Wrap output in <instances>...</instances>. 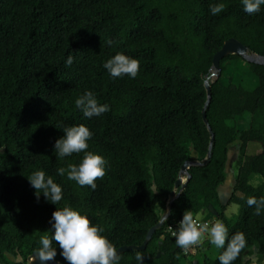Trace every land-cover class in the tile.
<instances>
[{"label":"trees","instance_id":"obj_1","mask_svg":"<svg viewBox=\"0 0 264 264\" xmlns=\"http://www.w3.org/2000/svg\"><path fill=\"white\" fill-rule=\"evenodd\" d=\"M215 3L226 7L213 16L209 5ZM229 36L264 55V5L247 14L241 0H0L1 264H25L26 256L41 247L40 237L51 238L52 213L66 205L102 227L115 247L141 243L165 205L180 164L205 156L203 79L212 53ZM116 53L139 60L136 78H113L103 67ZM69 55L74 62L66 66ZM208 82L204 112L213 134L208 159L186 168L189 177L160 227L143 249L119 253L118 264H137V251L144 254V264H183L166 225L182 220L187 210L211 216L209 206L229 239L236 233L246 237L247 247L233 264H243L249 246L264 253V210L255 215V206L247 204L249 197H264V63L228 53ZM86 91L110 111L85 117L75 100ZM243 115L247 124L238 127L235 119ZM81 124L93 133L88 151L107 162L94 190L57 174L84 155L58 158L54 152L62 129ZM234 141L237 154L226 202L238 207L231 218L216 186L224 179L226 151ZM248 142H257L258 150L248 152ZM40 170L62 188L57 205L42 193L37 198L27 179ZM252 175L260 178L256 184ZM52 246L54 260L68 263L59 245L53 241ZM211 249L201 264H220L223 249Z\"/></svg>","mask_w":264,"mask_h":264},{"label":"clouds","instance_id":"obj_2","mask_svg":"<svg viewBox=\"0 0 264 264\" xmlns=\"http://www.w3.org/2000/svg\"><path fill=\"white\" fill-rule=\"evenodd\" d=\"M243 11L247 14H254L260 11L264 0H241ZM224 3L209 5V11L213 16L225 10ZM112 45L114 42L108 40ZM74 57L69 55L66 66H71ZM103 67L113 78L129 76L136 78L139 73V60L130 58L125 54L116 53L108 59ZM75 108L79 109L87 118L100 116L110 111L108 104H100L91 91H86L75 100ZM64 136L57 139L54 145V152L58 158L71 156L73 153L84 155L79 164H69L67 168L57 169L59 176L67 175V179L75 181L79 186H89L93 190L97 187L96 180H102L106 175V160L103 156L88 151V141L93 133L83 124L79 126H69L63 129ZM30 184L35 188L37 198L42 193L51 203L57 205L63 199L62 188L54 182L51 176H47L44 171H34L27 177ZM249 207L255 206V215H260L264 210V197L247 199ZM201 217L194 215L187 210L183 214L182 220L178 223V231L173 233L176 245L185 253L195 251L207 240L217 249H223L218 259L220 264H233L239 253L247 247L246 237L243 233H236L231 239L228 238L227 227L217 220L214 223H201ZM51 238L47 235L40 237L41 247L36 250V256L41 262L54 260L57 251L53 247V241L59 245L60 254L68 264H118L121 259L117 249L112 242L102 233V227L93 225L92 221L71 206H64L52 213ZM145 256L137 251L135 260L137 264H144Z\"/></svg>","mask_w":264,"mask_h":264},{"label":"water","instance_id":"obj_3","mask_svg":"<svg viewBox=\"0 0 264 264\" xmlns=\"http://www.w3.org/2000/svg\"><path fill=\"white\" fill-rule=\"evenodd\" d=\"M228 53L239 54L241 57H243L244 59L251 61V62L264 63V55L255 53L251 50H248L244 44H242L236 38L231 37V36L223 39L219 48L216 49L212 53L211 63H210V72L203 79V86L205 88L206 97H205V100L203 101V104L201 107V118H202L204 124L206 125L208 132H209V142L207 145L205 156L200 161L199 160H192V159L183 160V162L179 166L178 175L174 179L172 189L167 194L165 205L162 208V211L160 212V214L158 215L156 222H154L153 224H151L147 228L145 236H144L141 243H139V244H121V245L117 246L116 249H117L118 254L123 252V251H126L128 249H143L144 248V246H145L147 240L150 238L152 232L156 228L160 227L162 221L168 215L172 199L178 194V191L184 186L186 179L189 177V173L187 172L186 168L191 164L204 163L207 161L208 156L210 154V147H211V142H212V138H213V134L210 130V127L206 122L205 112H204V109H205L206 104H207L208 99H209L208 77L211 75L213 76L212 79L217 77V75L219 73V59L222 56L227 55ZM35 253L36 252H32L26 256V264H68V263H58L56 260L41 262Z\"/></svg>","mask_w":264,"mask_h":264},{"label":"rangeland","instance_id":"obj_4","mask_svg":"<svg viewBox=\"0 0 264 264\" xmlns=\"http://www.w3.org/2000/svg\"><path fill=\"white\" fill-rule=\"evenodd\" d=\"M209 77H211V79L213 78L212 75ZM247 119H248L247 115L238 116L235 119V123L238 127H242L247 124ZM237 144L238 143L234 141L228 146L226 151L224 171H225V178L227 177L228 173L231 174L232 177L230 181L233 180L232 178L234 174L235 159L237 154ZM258 147L259 145L257 142H248L247 150L248 152H254L258 150ZM259 180L260 178L257 175H252L250 177V181L253 184H256ZM237 207H238L237 204L234 202L227 204V206L225 207V214L231 216V218L234 217L236 214ZM201 212L202 213H198V215L203 216L204 212L203 211ZM211 246L212 245L207 240H205L204 244L202 246L197 247L194 252L181 254L182 256L180 257L182 258L183 264H201L204 261L206 254L208 255L212 254L213 250L211 249ZM243 264H264V253L259 255L254 246H249L243 254Z\"/></svg>","mask_w":264,"mask_h":264},{"label":"crops","instance_id":"obj_5","mask_svg":"<svg viewBox=\"0 0 264 264\" xmlns=\"http://www.w3.org/2000/svg\"><path fill=\"white\" fill-rule=\"evenodd\" d=\"M224 168H225V166H224ZM231 177L232 176L229 173H228L226 178L224 175V179L216 186V192H217L219 201H220V203H225V207L227 206V204L231 203V202H226L227 198L230 194L231 188H232L233 180L230 181ZM225 207H224V213H225ZM198 213H202V212H198Z\"/></svg>","mask_w":264,"mask_h":264},{"label":"built area","instance_id":"obj_6","mask_svg":"<svg viewBox=\"0 0 264 264\" xmlns=\"http://www.w3.org/2000/svg\"><path fill=\"white\" fill-rule=\"evenodd\" d=\"M209 211H210V213H211V216H208V217H201V223H204V222H209V223H214V222H216L217 220H219L220 222H222V220L214 213V210L212 209V207L211 206H209ZM196 215V214H195ZM179 221L180 220H177V221H174L173 223H169V224H167L166 225V231L172 236V237H174V235H173V233L175 232V231H178L179 229H178V223H179ZM223 223V222H222ZM175 238V237H174ZM181 250V253L182 254H186L182 249H180ZM189 252H191V251H189ZM188 252V253H189ZM0 264H1V262H0Z\"/></svg>","mask_w":264,"mask_h":264}]
</instances>
